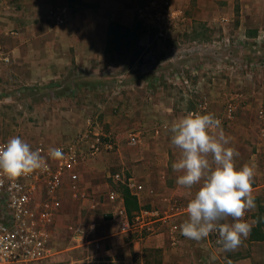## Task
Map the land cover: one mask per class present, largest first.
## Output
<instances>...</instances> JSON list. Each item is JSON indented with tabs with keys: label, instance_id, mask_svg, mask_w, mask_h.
Here are the masks:
<instances>
[{
	"label": "crops",
	"instance_id": "crops-1",
	"mask_svg": "<svg viewBox=\"0 0 264 264\" xmlns=\"http://www.w3.org/2000/svg\"><path fill=\"white\" fill-rule=\"evenodd\" d=\"M179 1L188 6L191 0ZM20 3L17 11L20 18L0 26V32L5 33L0 39L11 56V62L15 63V73L23 85L51 86L44 90L59 98L45 112L50 114L48 119L41 123L48 128L76 132L85 125L83 114L98 110L103 114V122L116 130L122 140L127 132L139 135L138 143L121 142L118 151L109 159L99 157L81 168L84 195L81 199L74 198L70 191V178L66 177L62 190L64 210L57 219L52 257L67 255L69 249H62L64 241L60 240V233L64 223L69 226L75 222L71 215L77 206L74 210L77 215L81 213L79 209L89 210V216L82 221L87 229L97 228V224L103 223V233L98 229L100 232L94 234L91 244L83 246L97 252L94 242H99L100 258L95 260L98 264H116L123 256L127 257L131 249L142 253L146 245L164 247L167 254L178 260L176 264L195 256L207 258L206 264H226V261L227 264H264V252L254 251L246 258L232 262L229 257L225 258L226 261L217 259L215 248L204 240L197 242L180 234V240L175 244L168 226H160L158 233L146 237L136 232L132 238H126L119 232L121 220L117 211L120 206L127 209L128 200L135 202L132 206L135 212L144 206L170 210L173 203L186 207L191 198L186 189L176 184L178 173L173 171L172 163L178 158L179 151L170 145L171 133L165 127L179 118L177 113L182 117L183 111L178 110L180 106L171 94L173 89L164 83L169 70L162 75L159 72L163 70L157 71L155 41L151 39L155 26L139 25L145 16L151 20L160 17L149 13L148 7L142 9L140 0H23ZM197 4L193 11L187 10L192 22L196 21L193 24L177 25L171 20L172 12L162 16L171 19L159 36L164 35L165 40H171L177 34L179 37L180 34L194 33L195 40L191 45L197 50L194 58L199 62H181L183 69H191L188 75L192 85L186 88L193 91L195 84V92L210 93L216 101L221 95L219 82L235 75L227 72L228 77H223L217 71H211L207 76L205 65L209 62L212 66L216 62L218 50L223 47L233 50L231 59L239 60L240 63L236 64L241 66L248 67V61H251V70L237 75L243 81L264 66V0H197ZM122 32L137 39L131 45V49L137 50V55L131 59L119 52L122 42L117 34ZM204 34L211 37L208 39ZM176 79H172L174 83ZM251 94L249 90L246 95L251 97ZM250 103H254L252 98ZM157 126H162L159 134L155 132ZM249 126L250 121L244 116L238 117L236 122L222 124L225 133L231 137L232 145L240 153L235 158L237 167L249 163L252 156V138L246 132ZM45 141L50 147L56 145ZM112 165L116 171L120 168L127 170V176L134 177L143 185V189L137 192L126 184H120V188L115 190L121 198L118 204H112L108 194L102 201L105 192L114 190L108 180L112 178L109 169ZM259 175L262 177L264 172ZM197 187L191 190L193 195ZM261 187L264 183L253 187V190ZM93 209L97 211H91ZM187 219L184 213L176 216L174 221L181 225ZM257 224L252 223L253 227ZM249 237L252 242H264L253 240L251 233ZM88 259L94 262L90 257ZM129 259L128 264H131L132 258Z\"/></svg>",
	"mask_w": 264,
	"mask_h": 264
},
{
	"label": "rangeland",
	"instance_id": "rangeland-1",
	"mask_svg": "<svg viewBox=\"0 0 264 264\" xmlns=\"http://www.w3.org/2000/svg\"><path fill=\"white\" fill-rule=\"evenodd\" d=\"M10 1V0H8ZM6 0H0V26L4 27L5 24H7L9 21L16 20L17 18H20L17 15V11L19 8L20 2L23 0H12V3H8ZM158 2L160 8L163 6L162 2L163 0H140L141 8L146 9V7H150L148 10L149 13H156L160 9H153L151 8L152 2ZM197 0H191L189 5L187 6L186 3H182V1L179 0H173L171 3V6L168 8L170 10V13H174L171 18H155L154 20H151L148 17H143L140 19L139 25H149L155 26V33H151V39L155 41V52H156V64L159 65L157 68V71L159 69L163 70L162 72H159V74H164L165 70H169V74L167 73L169 77L165 80L167 84L170 85L171 89H173L171 92L174 99L177 101V106H180L178 108L179 112L183 111L182 116L188 114L192 110H195L197 108V105L200 101L206 100L209 102V112L216 114V113H222L225 104L228 98H230L233 95L240 94V108L238 109L236 119L233 122H236L238 117L244 116L247 120L250 121L249 130L246 132L249 134L251 139V159L250 162L246 164L255 165L256 166V175L254 179L253 187L257 185H263L264 183V175L260 177V172H264V122L262 117L260 116V105L264 103V66H261V69H259L257 74L253 75L252 77H247L246 80L243 81L242 78L238 79L237 75L240 72L246 73L247 71H250L252 66L249 64L251 61H248V67L239 65V60L232 61L231 56L233 54V50L230 48H221L218 50V56L216 62L211 66V64L205 65V72L208 76V74H211V71H217L221 76H226L225 73H235V75H232V77H229V80H221L219 82L220 92L221 95L215 99L212 97L210 93H197L196 85L194 84L193 91H189L188 88L191 87V82L189 80V71L191 69H183L182 63L184 60H188L189 64H195V62H199V60L195 57V52L197 51L194 49V47L191 45V43L195 40L194 33H185L180 34L181 36L178 37V34L175 38H172L171 40L166 38L164 35H160V32H162L164 27L166 25H169L170 19L174 21L177 25H185V24H193L191 18L188 16L187 10H192L197 8ZM181 10L182 12H180ZM186 18V19H185ZM23 21V18H22ZM200 24H203V22H200ZM0 27V28H1ZM5 35L4 32H0V38L2 39V36ZM155 35V36H154ZM219 35V34H216ZM222 34H220L221 36ZM206 38L209 39L211 37L210 34H204ZM118 40L122 42V48L119 52H121V56H126V58H133L137 55V50L131 49L132 41L137 40L136 38H133L131 34H127L125 32L118 33L117 34ZM155 37V38H154ZM0 39V47L5 51L4 45L1 43ZM166 42H165V41ZM145 41H147V38H145ZM198 60V61H197ZM208 61V60H207ZM206 61V62H207ZM236 64V62H238ZM231 62V63H230ZM232 64V66L230 65ZM243 64V63H241ZM230 65V66H229ZM15 63H2L0 64V137L9 140L13 136H20L22 139H24L27 143L30 144V146L36 145L39 141L47 140L49 143H57L62 140H66L67 138H71L72 136L76 135L78 132H80L84 127L79 129L76 132H71L67 129H54V128H48L45 127L41 122L43 120L48 119V115L45 113L48 108H52V105L57 103L59 100L58 97L53 96L49 91H45L46 89H50L51 86H26L23 85V82L20 81V78H18V74L15 73L14 70ZM178 75H184V78L180 82L179 78L176 79ZM218 74V76H219ZM192 76V75H191ZM175 78V83L173 82V78ZM185 80H188V82H185ZM226 80V81H225ZM242 80V81H240ZM179 82V83H178ZM163 83V84H164ZM182 85H181V84ZM161 85V84H159ZM188 86V88H186ZM186 88L188 91H185ZM45 89V90H44ZM251 90L252 94L251 97H247L246 94H248V91ZM200 92V90H199ZM94 96V95H92ZM252 100L254 101L253 104L250 103ZM261 98V99H259ZM94 99L95 98L94 96ZM171 101V100H169ZM250 105V108L246 109V107ZM176 106V107H177ZM262 106V105H261ZM188 107V108H187ZM218 108V109H216ZM245 108V109H244ZM216 109V110H215ZM44 110V111H42ZM178 117L180 118L179 114L177 113ZM88 116H92L96 120V126L104 133L111 134L113 137L116 138L118 142V149L120 148V144L122 143H130V132L126 133L124 135L123 140L120 138V135L117 133L116 130L113 128H110L108 123L103 122V114H101L98 110H94V112H89L86 114H83V119L86 120ZM177 117V118H178ZM161 124V123H160ZM227 123L223 124L226 125ZM132 132V131H131ZM146 134V130H144ZM133 134V132H132ZM142 134V133H141ZM46 142V141H45ZM262 144L259 146V144ZM116 150V152L118 151ZM114 152V153H116ZM114 153H107L104 154V156H101L102 159L106 158L109 159L112 154ZM99 159V158H97ZM96 160V159H95ZM111 162L114 163V160ZM110 173L113 175L117 171L124 172L126 174L127 170L119 169L115 170V166H111ZM262 170V171H261ZM128 173V172H127ZM127 175V174H126ZM112 179V178H111ZM111 179H108L110 182H112L113 187L112 189L118 190L120 188V183H115ZM260 180H262L260 182ZM119 186V187H118ZM109 194V192H105L102 195V201L105 198V195ZM253 195L255 196L256 201V207L254 210L248 212L245 216V219L248 220L250 223L258 222V223H264V187H261V189L253 190ZM108 196V195H107ZM144 207H151V206H144ZM73 208V207H72ZM78 208L77 206L73 208L72 215L73 218H75L76 223H80L83 220H86L89 216V210L87 209H79L81 213L79 215L74 212V210ZM91 211H97L96 209H93ZM81 219V220H79ZM255 219V220H254ZM87 222V221H86ZM98 222V221H96ZM228 223H232L230 218L228 221H225ZM99 223V222H98ZM88 225V223H87ZM68 224L64 223L63 230L61 231V237L60 240L64 241V246H62V249H69L66 256H59V257H52L48 259L49 261L34 263V264H98L95 262V260L99 259V252L93 251V248L87 249L84 247H75L74 242H71V232L68 228ZM264 230V225L262 226ZM96 228V227H95ZM98 229L104 231L103 223H99V226L97 224V228L94 232L98 233ZM122 234V233H121ZM133 233H126L123 235H126L128 238L131 237ZM218 236L216 233H211L209 237L204 239L205 243L211 245L215 248L216 253L218 254L217 259H224L229 257L232 259V262L235 260H242L247 257L248 254H251L252 252L256 251L257 253L264 252V242L262 241H256L252 242L250 241V237L243 242V244L237 248L235 251H224L221 244H218L215 241V238ZM134 248V247H133ZM164 247H154V246H143L142 253L137 251L135 248L131 249L127 257L122 258L121 261H117L116 264H128L129 260L131 264H176L178 263V260H174L172 255L167 254L164 250ZM209 249H211L209 247ZM96 250V248L94 249ZM212 251H210L211 253ZM98 254V256H97ZM88 257L93 259L94 262H89ZM213 258V257H212ZM207 258H201L194 257L190 260H185L182 264H206ZM213 260V259H212ZM226 261V260H225ZM191 262V263H190ZM230 262V263H232ZM228 262L226 261V264Z\"/></svg>",
	"mask_w": 264,
	"mask_h": 264
},
{
	"label": "built area",
	"instance_id": "built-area-1",
	"mask_svg": "<svg viewBox=\"0 0 264 264\" xmlns=\"http://www.w3.org/2000/svg\"><path fill=\"white\" fill-rule=\"evenodd\" d=\"M172 1L163 0L161 8L154 1L151 8H160L157 15L161 18L170 13L168 8ZM10 62L11 56L0 47V64ZM177 77L186 79L184 75L177 74ZM240 106V94L233 95L227 99L223 112L214 115L222 124L233 122ZM191 112H209V102L200 101ZM260 116L264 122V103L260 108ZM161 127L155 128L157 134L161 132ZM138 139L139 135H130L131 144L138 143ZM7 141L0 137V145ZM31 148L41 150V154L46 157L47 171H36L18 179H10L0 172V264H34L54 255L52 242L57 219L64 210L62 190L66 177L70 178V191L74 198L79 200L84 197L81 189V168L93 159L116 152L118 142L111 134L102 132L96 126L95 118L88 116L84 128L71 138L56 143L53 147L41 140ZM49 148L62 149L64 157L60 160L51 159L48 157ZM112 179L115 183L126 184L137 192L143 189V185L134 177L121 171L115 172ZM108 200L112 204L121 202L115 190L109 192ZM184 213L186 207L180 203H173L170 210L142 207L133 212L132 216L126 208L120 206L117 211L121 220L119 232H138L146 237L158 233L160 226H168L170 238L173 243L178 244L180 225L174 218ZM68 228L75 247L90 245L96 230L95 227L87 229L83 222L71 223ZM217 240L218 236L215 238L216 242ZM94 245L96 250H100L99 242H94Z\"/></svg>",
	"mask_w": 264,
	"mask_h": 264
},
{
	"label": "clouds",
	"instance_id": "clouds-1",
	"mask_svg": "<svg viewBox=\"0 0 264 264\" xmlns=\"http://www.w3.org/2000/svg\"><path fill=\"white\" fill-rule=\"evenodd\" d=\"M165 127L171 133L170 145L179 151L172 169L176 184L191 197L186 206L188 219L180 225L185 238L200 242L211 233L224 251H235L248 238L252 223L245 219L256 207L253 184L256 166L237 167L239 151L222 122L211 112H189ZM48 157L60 160V148H49ZM41 150H33L20 136L0 145V172L10 179L47 171ZM197 187L195 194L192 189ZM229 218L234 221L228 223Z\"/></svg>",
	"mask_w": 264,
	"mask_h": 264
},
{
	"label": "trees",
	"instance_id": "trees-1",
	"mask_svg": "<svg viewBox=\"0 0 264 264\" xmlns=\"http://www.w3.org/2000/svg\"><path fill=\"white\" fill-rule=\"evenodd\" d=\"M127 202H128L127 203L128 204L127 212H128V214L130 216H132V214L134 212V209L132 208V206L134 207L135 202L134 201H130V200H128ZM263 225H264V223H258L255 227L252 228L251 238L253 240H264V230H262L263 229V227H262Z\"/></svg>",
	"mask_w": 264,
	"mask_h": 264
}]
</instances>
